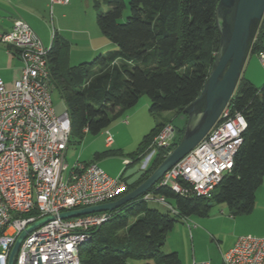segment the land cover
<instances>
[{
	"label": "trees",
	"instance_id": "trees-1",
	"mask_svg": "<svg viewBox=\"0 0 264 264\" xmlns=\"http://www.w3.org/2000/svg\"><path fill=\"white\" fill-rule=\"evenodd\" d=\"M218 0H106L98 10V29L115 48L99 53L90 62L70 65L68 41L54 38L47 53L51 89L65 102L71 137L96 134L108 127L112 117L134 107L141 95L150 99V111H175L183 117L174 126L168 148H156L147 166L132 182L126 194L140 184L179 143L187 121L184 109L199 95L219 45L215 26ZM128 15L121 21L124 9ZM55 37V35H54ZM264 14L250 54L263 49ZM240 113L246 128L231 171L215 188L212 197L182 195L169 187H153L154 196L171 198L177 214L161 212L138 198L109 212L110 217L91 232L78 247L79 264H125L143 259L144 264H180L176 252L164 253L167 233L176 217L205 213L213 202L225 203L232 213L249 212L255 192L264 179V84L254 85L240 76L227 105ZM168 122H160L144 136L133 162L151 151V141ZM171 123V121H170ZM207 202V203H206ZM35 214V212L27 215Z\"/></svg>",
	"mask_w": 264,
	"mask_h": 264
},
{
	"label": "built area",
	"instance_id": "built-area-1",
	"mask_svg": "<svg viewBox=\"0 0 264 264\" xmlns=\"http://www.w3.org/2000/svg\"><path fill=\"white\" fill-rule=\"evenodd\" d=\"M0 41L16 49L22 63L20 75L11 87L0 78V264H7L17 235L47 215L55 218L26 235L14 264H79V245L90 239L91 232L107 221L110 213L64 219L59 214L116 200L124 195L127 183L121 175L109 176L92 161L76 159L67 164L71 124L66 111L56 114L53 107L49 47L21 19L0 35ZM258 59L264 67V51L258 53ZM245 128L244 117L226 106L208 133L154 186L211 198L233 167ZM104 134L105 146L109 147L113 137L108 130ZM174 136V125L164 124L152 138L144 168L155 149L168 148ZM141 199L163 204L177 214L163 196L146 192ZM32 212L35 214L27 215ZM222 264H264V236L238 237L222 253Z\"/></svg>",
	"mask_w": 264,
	"mask_h": 264
},
{
	"label": "rangeland",
	"instance_id": "rangeland-1",
	"mask_svg": "<svg viewBox=\"0 0 264 264\" xmlns=\"http://www.w3.org/2000/svg\"><path fill=\"white\" fill-rule=\"evenodd\" d=\"M125 1L127 3V0ZM99 10L105 11L106 6ZM128 10L126 6L121 21L125 20ZM95 21L87 22L98 29ZM68 50L70 51V43ZM92 59L83 62H90ZM79 62V58L69 59L70 65L79 64ZM243 70L241 76L244 72L245 78L254 85L261 87L264 84V67L258 59V54L248 55ZM51 98L56 114L65 112V102L54 87L51 89ZM162 117L167 118L164 122L171 121L174 126L183 125V117L175 111L157 113L150 111V99L143 94L134 107L125 109L118 116L112 117L106 129L96 134L85 132L79 143V138L72 136L68 144L66 162L71 165L76 159L92 161L109 176L115 178L122 174L127 181L132 182L144 168L145 158L133 162L139 146L144 136L162 122ZM105 130L111 133L114 140V144L109 147L105 146ZM258 195H264V184L257 189L255 199L257 206L251 212L234 214L225 203L213 202L207 207L206 214L192 213L187 217L177 216L173 229L166 235L164 253L176 252L180 264H193V262L222 264V253L231 247L238 237L264 236L255 233L264 223V205ZM166 202L175 207L173 199L166 198ZM147 203L149 207L161 212L168 211L171 215L174 214L163 204L151 201ZM145 262L143 259H130L125 264H144Z\"/></svg>",
	"mask_w": 264,
	"mask_h": 264
},
{
	"label": "water",
	"instance_id": "water-1",
	"mask_svg": "<svg viewBox=\"0 0 264 264\" xmlns=\"http://www.w3.org/2000/svg\"><path fill=\"white\" fill-rule=\"evenodd\" d=\"M263 14L264 0H218L215 8V26L219 34L218 50L201 92L184 109L187 121L179 143L140 184L128 193L106 203L61 212L59 217L64 219L111 212L140 198L191 151L208 133L228 105L250 54ZM54 218L53 215H47L25 227L17 235L11 247L7 264H14L20 244L29 232Z\"/></svg>",
	"mask_w": 264,
	"mask_h": 264
},
{
	"label": "crops",
	"instance_id": "crops-1",
	"mask_svg": "<svg viewBox=\"0 0 264 264\" xmlns=\"http://www.w3.org/2000/svg\"><path fill=\"white\" fill-rule=\"evenodd\" d=\"M105 1L68 0V3L61 4L51 0H0V35L9 31L16 19H21L32 28L46 47L52 44L54 38L68 41V62L71 57H75L82 63L115 48L95 25L88 23L94 21L98 10L106 6ZM21 66L16 49L0 41V78L7 87H11L13 81L19 77ZM243 74L245 78V73ZM165 119L167 118L164 117L162 121ZM258 198L264 205V195H258ZM256 206L254 202L250 212ZM255 233L264 235V223Z\"/></svg>",
	"mask_w": 264,
	"mask_h": 264
}]
</instances>
